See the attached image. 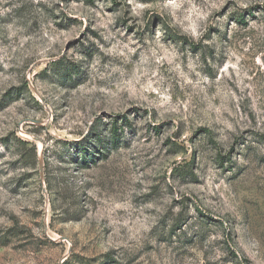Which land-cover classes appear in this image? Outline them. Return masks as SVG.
Wrapping results in <instances>:
<instances>
[{
  "label": "rangeland",
  "instance_id": "obj_1",
  "mask_svg": "<svg viewBox=\"0 0 264 264\" xmlns=\"http://www.w3.org/2000/svg\"><path fill=\"white\" fill-rule=\"evenodd\" d=\"M0 264H264V0H0Z\"/></svg>",
  "mask_w": 264,
  "mask_h": 264
}]
</instances>
